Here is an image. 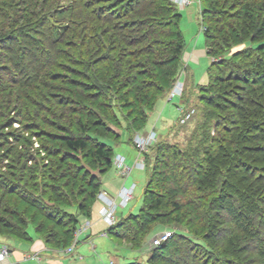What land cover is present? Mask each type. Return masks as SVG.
<instances>
[{
  "label": "trees",
  "instance_id": "trees-1",
  "mask_svg": "<svg viewBox=\"0 0 264 264\" xmlns=\"http://www.w3.org/2000/svg\"><path fill=\"white\" fill-rule=\"evenodd\" d=\"M199 3L205 48L213 56H222L225 77L212 72L217 70L213 62L208 84L193 86L198 88L200 101L205 105L200 108L197 134H192L186 146L166 141L151 147L156 156L152 165L146 162L150 175L137 212L132 213L136 207L133 205L105 234L110 239L133 242L137 235L146 232L148 235L153 225L172 214L175 222L185 220L188 226L195 224L203 233L199 238L198 231H193L198 240H192L184 234L169 232L171 238L166 242L151 245L147 264H196V249L202 255L209 254V258L217 257L211 251L215 244L230 240L222 225L234 220L225 206L232 192L239 196L264 195V0H199ZM86 7L93 8L79 20L60 22L55 16L39 13L34 22V0H0V71L13 69L16 86H31L40 77L42 68L52 65L56 52H61L57 48L65 44L73 49L71 40L81 42L85 48L87 41L86 53L90 58L99 54L93 64L101 70L95 68L94 75L108 76L102 79L107 80L108 87L95 80L90 90L96 89L103 105L110 108L105 101H109L110 89L115 88L122 121L131 133L141 134L153 121L154 117L149 119L151 111H156L157 102L168 94L179 73L185 51L181 15L171 0H89ZM64 10L59 13H65ZM49 19L54 20L53 24H48ZM93 42L94 46L89 48ZM226 53L227 58H223ZM92 61L80 63L92 68ZM8 97L0 100V109H7L5 104L11 103ZM79 100V97L65 99L68 104L82 106L78 113L86 115ZM181 100L186 101L184 96ZM16 101L20 104L17 114L23 121L37 117V110L28 109L34 106L32 94L19 91ZM111 112L116 118L112 108ZM77 122L80 136L62 138L63 147L71 152H85L102 165L99 176H88L77 165L65 164L69 157L63 155L64 149H46L50 158L42 171L49 183L45 191L50 197L46 202L37 196L38 184L29 182V177L37 176L36 171L33 173L17 159L10 174H0V234L24 243L38 239L47 249L61 250L74 238L80 224L77 216L91 218L102 177L114 170V152L112 144L104 138L97 140L103 133L96 134V138L89 136L87 125L80 119ZM97 124L105 127L104 122ZM63 179L66 181L62 182ZM82 183L91 190L77 189ZM179 192L189 195L184 204L177 202ZM83 193L86 197L78 200ZM71 204L76 205L77 216L57 206ZM169 205L172 210H164ZM189 206L192 209L187 211ZM30 209L34 210L32 216L28 215ZM61 215L71 224L70 228L61 227L62 220L58 219ZM238 219L237 227L250 233L251 225L240 224ZM29 225L35 226L32 234L28 232ZM47 225L51 226L44 232ZM260 263L264 264V253Z\"/></svg>",
  "mask_w": 264,
  "mask_h": 264
},
{
  "label": "rangeland",
  "instance_id": "rangeland-1",
  "mask_svg": "<svg viewBox=\"0 0 264 264\" xmlns=\"http://www.w3.org/2000/svg\"><path fill=\"white\" fill-rule=\"evenodd\" d=\"M85 1L87 4L89 0H34L35 8L33 20L35 22L36 15L39 13L40 16H55V19H59L60 22H67L70 18L79 20L82 18L81 15L86 14L93 8L90 7L89 9V7H86V4L83 5ZM187 1L188 3L181 7L171 0L181 15L180 30L185 43V51L181 58L180 69L175 83L173 84L171 90H169L168 94H165L163 98L157 102L156 109L158 112L163 111L162 118L159 115V126H157L156 129L151 130V132L156 134V138L150 147L143 152L142 156L138 155V152L134 147V140L137 136L143 138L147 137L149 133L147 131L146 133L143 132L141 135L138 132L131 133V129L128 127V125L122 121L123 114L120 113V103L118 100L119 95L115 91V88L110 89L108 92L109 101L104 100L110 104V108L103 105V98L100 97V95L98 96L96 89L90 90V88L94 87L93 82L95 80L101 84H104V86H107V80L102 79L107 78L108 76H98V78L96 75H94L95 68L98 67V70H101L99 65L93 64V62L98 60L99 54L90 58V56L86 53L88 52L86 51L88 48L87 41L86 47L83 48L81 42L79 43L77 40H71L74 44V48H69L65 44L57 48L61 50V52H56V54L53 56L54 59L52 65H47L45 68H42V73L37 81L33 80V83L29 82L31 83V86H16L14 84L13 69H1L0 100H6L9 96L11 99L8 97V100H10L11 103L5 104L7 106L6 110L0 109V174H10L12 172V166L15 165V161L17 159L20 160L21 163H24L32 170L33 173L36 171L37 176L35 178L32 176L29 177V179H31L29 182L30 184L31 182H36V184H38L37 196L42 197L46 202H49L50 195L45 191L49 183L47 179V181L44 179L45 176L42 175L43 168L47 166L50 161V158L47 156L46 149L48 150L55 147L64 149L62 138L67 136L70 137L72 135L80 136L77 122L80 119L82 124L87 125V130L90 134L89 136L96 138V134L98 135L103 133L104 136L97 137V140H99V138H104L105 141L109 142V144H112V148L123 145V147H121V151L123 152L127 145L134 148L132 149L134 153L130 150L128 156V163L133 165H129L130 167L132 166V168H122L125 169V177H122L121 171L116 166L117 156L115 153L112 162L116 166L119 176L124 178V180L126 179V187L136 184L133 200L129 204L125 205V208H118L116 215L117 219H120L122 214H127L133 205L136 207L133 208L132 213H136L138 210L137 207H139L141 204V196L146 185L147 178L150 175L148 172H146L148 165L146 162L149 161L150 165H152V162L156 156L155 150H153L151 147H154L158 142L166 141L171 144L186 146L189 142V139L192 137V134H197V127L201 122L200 108L205 106L204 103H201L200 101L198 88L193 86H205L208 84V71L211 67V63L213 62L216 63L215 65L217 70L212 69V72L221 78H223V76L225 77L224 67L222 66L221 61L222 56H213L212 54H209L207 48L205 50L208 57L204 55L200 56L198 58V63L194 62L192 65L188 64V62L185 60L184 56L187 50L194 51V47H200L197 48V50H204L205 47L204 36L202 32L204 27L201 23V18L199 17V0ZM26 6L28 7V5ZM98 6H103V4ZM62 9H65V13H59L62 11ZM49 21V25L53 24L54 22L52 19H49ZM68 41L69 38L65 41V43L67 44ZM93 46L94 42L93 45L89 46V48H92ZM243 46L238 48H243ZM224 55L225 56H223V58L228 54L226 53ZM90 60H93L91 63L92 68L88 64L87 66H81L80 62L88 63ZM87 67H89V70H87ZM190 70L193 72L194 85H192V81L190 79ZM220 70L223 72L220 73ZM184 78H187L185 83ZM176 85H179L181 92L178 95L172 97L171 92L173 89H175ZM3 88H5V90H2ZM19 91L25 93L28 92L34 97V106H30L28 108L33 112H36V110L38 111L35 114L37 117H35L34 120L23 121L24 119L18 116L17 111L20 104H18L16 101V96ZM182 96H184V100L186 101L180 100ZM78 97L80 98L79 102L83 105V107L86 108V115L85 113H83V115L78 113L82 106L78 108V106L68 104L65 101L67 98L70 100H76ZM180 102L182 105L187 106L184 107L185 109L189 108V111L193 112L191 113V118H189V120L185 121L184 123L180 122V118L182 116V111L178 110ZM28 103L31 104L29 101ZM111 108L115 112L118 121L115 117H113ZM45 110H49L48 112L50 113L46 112ZM158 112L153 113L152 110L149 115V119L151 117L156 119ZM97 121L104 122L105 127L97 124ZM165 125H168L169 127L167 128L166 126V128L161 130L160 128ZM212 134L214 135V133ZM93 143H95V141H93ZM63 151V155L69 157V159L66 161L67 163L65 164H71L72 166L73 164L77 165L82 169V172H86L88 176H99L102 165L97 164L88 156V154L82 151L71 152L66 149ZM146 155L150 158L149 160H147L148 158ZM141 160L144 163V167L137 168L135 164ZM112 173L113 170L107 173L104 181H102L103 184H110L107 179H110ZM65 181V179L62 180V182ZM111 185L115 190H120L119 187L121 185L119 187L115 186V184ZM86 186L87 185L84 183L78 184L77 189L81 188L82 190V188H84L85 190L82 191L85 192L91 190L89 186H87V188ZM97 189L100 191L97 193L94 200L96 203L100 204L99 194H106V192L102 191V189L99 187ZM118 192L119 191H116V194ZM183 193L184 192H179V194H177V202L179 204H184L189 198V195H184ZM232 193V198L225 202V206L227 209H230V211L228 209L229 215L234 220L231 221L230 219L228 223L222 225L226 228L227 233H229L228 236L230 240H222L215 244V248L211 250L217 255V257L214 258H209V254L202 255V253H200L201 251L196 249L195 253L197 254V257L194 260L196 264H261V257L264 253V195H256L251 197L252 195L247 196L248 193L242 194L240 196L234 191ZM85 195L86 194L83 193L78 196V200L83 198V196L85 198ZM248 200H250L251 203H249ZM57 206L62 210H65V212H74L77 216V207L75 204H71L70 206ZM163 208L164 210H172V206L170 205ZM188 208L192 209V206L187 207V211H189ZM33 212L34 210L30 209L28 215L32 216ZM240 212L243 213V216H240ZM236 215L240 216L237 217V219L239 218L238 220L240 224L244 222L251 225L252 229L250 233L246 232L243 228L237 227L238 225L235 223V221L237 222V219L234 218ZM62 216L63 215L60 217L58 216V219L62 220L61 227L70 228L71 224L68 223L67 219H63ZM174 216L175 215L172 214L169 217L167 216L163 218L162 221H160L161 223L155 224L151 227V231H149L150 233L148 235L147 232L144 234H139L136 236V239L133 242L128 243L122 239H110L104 237L106 242L112 244L108 248V253H110V257L112 258L110 261L107 260L104 264H147V261L151 255L149 251L151 249V245H153L152 240L157 236L164 237L169 232L184 234L192 240H198V237H201V234L203 233L202 229H199L195 224L188 226L185 220L179 222L181 220L180 219L179 221L175 222ZM77 218L79 219L80 224L76 229L74 238H72L69 246L59 251L57 249H48L49 253L45 251L43 255H50L51 253L53 255L63 256V259L59 258L57 261L61 262L64 260L63 262L66 263V260H69V258L78 257L77 249L82 243L88 244L90 250L94 252V246L91 242H89L90 239H81L84 238V227H86L84 225H86L85 223L87 222L85 220L89 219L80 216H77ZM128 224L131 223L128 222ZM50 226L51 225H47V229L44 227V232L47 231ZM34 228L35 226L33 227L32 225H29V234H32L33 231H35ZM107 228L108 227L106 226L104 227L105 230ZM195 230L198 231V237H195L192 234V232ZM120 232H122V230H120ZM98 237L101 238V236ZM168 238H171V236ZM245 244L248 246L246 247ZM2 246H7L10 249L12 246L18 250H21L22 252L29 251L28 244L18 241L14 237L0 234V247ZM70 248L72 250L67 253ZM34 258L41 260L39 259L40 257L35 256ZM92 264L95 263L92 262ZM181 264H184V262Z\"/></svg>",
  "mask_w": 264,
  "mask_h": 264
},
{
  "label": "crops",
  "instance_id": "crops-1",
  "mask_svg": "<svg viewBox=\"0 0 264 264\" xmlns=\"http://www.w3.org/2000/svg\"><path fill=\"white\" fill-rule=\"evenodd\" d=\"M197 48H200V47H194V51H192V50L186 51V54L184 57H185V60L188 62V64H192L194 62L198 63L199 62L198 58L200 56H202V55L207 56L205 47H204V50H201V49L197 50ZM195 50H197V51H195ZM190 75H191L190 79L192 81V85H194L192 70H190ZM184 79H185L184 80V83H185L187 78H184ZM178 110H183V106H182L181 102L179 103V109ZM155 112L157 113L158 110L156 109ZM162 113H163V111L158 112L156 119L154 118L155 121L153 120L152 123L150 124V126L148 127V129L146 130L148 133H150L152 129H156V127L159 126V117L161 116V118H162ZM162 123H164V122H162ZM168 125L162 126L160 129L162 130V129L166 128V126L168 128L170 126V125L169 126ZM146 131H145V133H146ZM121 147H123V145L114 147L113 152L116 154V156H120L124 159V164L128 168H132L133 165L131 163H128L129 162L128 156H129L130 150L134 153V151L132 150L134 148L127 145L126 148L124 149V152H123V151H121ZM129 165H132V166L130 167ZM113 167H114V170H113L112 176H110V179H107L110 184L105 185L102 183V186H101L102 191H105L111 197L117 196L116 191H119V190H115L114 188H112L111 184H115V186H118V187L121 185L119 187V189L122 186H126L125 185L126 179L124 180V178L119 176V174H118L119 172L116 169V166L114 164H113ZM106 175H104L102 177V181H104ZM100 208H101V204L96 203L94 208H93L91 218L89 220H85L87 222L85 223L86 225H84V226H86V227H84L85 228V232L83 234L84 238H81V239H86V238L90 239L89 242H91L92 245L94 246V252H92L90 250L88 244L82 243L77 249L78 257L69 258V260H66V263H64L63 262L64 260H62L61 262L57 261V259H59V258L63 259V256L53 255L51 253H50V255H48L47 253H46L47 255H45V254L43 255V253L45 251L48 252L49 250L45 247V245L42 243V241L35 239L34 241H32L30 243H26L29 245V251L28 252H22L21 250H18L15 247L11 246V249L9 248V251H10L9 256L7 257V259L5 261L1 262L0 264H58V263L59 264H92V262L95 264H104L107 260L110 261L112 257H110V253H108V248L112 244H110L109 242H106V240L104 239V237L105 238H108V237L105 235V231H106L104 229L105 224L99 219V213L98 212H99ZM98 236H101V238H99ZM32 256L40 257L39 259H41V260H38ZM98 261H99V263H98Z\"/></svg>",
  "mask_w": 264,
  "mask_h": 264
},
{
  "label": "built area",
  "instance_id": "built-area-1",
  "mask_svg": "<svg viewBox=\"0 0 264 264\" xmlns=\"http://www.w3.org/2000/svg\"><path fill=\"white\" fill-rule=\"evenodd\" d=\"M177 5L183 7L185 6L188 1L187 0H173ZM181 92V89L179 85H176L175 89L171 92V96L178 95ZM182 111V116L180 118V122L184 123L185 121L189 120L191 118V111ZM156 138V134L154 132L149 133L147 137H140L137 136L134 140V147L136 148L138 155L142 156L143 152L147 150V148L150 147V145L153 143V141ZM116 166L121 171L122 177H125V169H122L123 167H127L124 164V159L120 156L116 157ZM135 166L137 168H143L144 163L141 161L136 162ZM128 169V167H127ZM136 184H132L130 187L122 186L117 193V196L111 197L109 195H106L105 193L99 194V200L101 204V209L99 210V217L100 220L105 224L106 227H112L114 226L118 219H117V212L118 208H125L127 204H129L134 197ZM170 233H167L164 237H155L153 241V246H159L162 242L166 241L168 237H170ZM72 249L70 248L67 253H69ZM9 247L2 246L0 247V263L5 261L7 257L9 256ZM68 255V254H66Z\"/></svg>",
  "mask_w": 264,
  "mask_h": 264
}]
</instances>
